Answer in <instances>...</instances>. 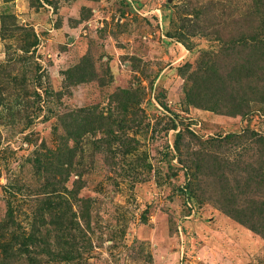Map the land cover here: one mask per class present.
Instances as JSON below:
<instances>
[{
	"label": "rangeland",
	"instance_id": "obj_1",
	"mask_svg": "<svg viewBox=\"0 0 264 264\" xmlns=\"http://www.w3.org/2000/svg\"><path fill=\"white\" fill-rule=\"evenodd\" d=\"M262 202L264 0H0V263L264 264Z\"/></svg>",
	"mask_w": 264,
	"mask_h": 264
},
{
	"label": "trees",
	"instance_id": "obj_2",
	"mask_svg": "<svg viewBox=\"0 0 264 264\" xmlns=\"http://www.w3.org/2000/svg\"><path fill=\"white\" fill-rule=\"evenodd\" d=\"M244 71L245 72H247V71L249 72V66L247 68H244ZM180 136H181V134H178L177 141L179 140ZM67 140H68V137H67ZM67 144L68 143H65L66 147H64V148H62V146H60L59 151L55 152L54 154H58V153H62L64 151H66L67 146H68ZM65 154H66V152L64 153V155ZM54 192H55V190H54ZM46 199H48V202H49L48 206H50V209H53L54 207H56L55 205H53L51 203L52 199H49V198H46ZM59 204H60V202L58 201V205ZM258 215L260 217H263L262 219H264V202L261 203V206H260V208L258 210ZM25 235L26 234L20 235L23 238L22 240L26 239V241H27L26 243H23V247H25L26 244L29 245V239H30L32 244H35L34 242H35L36 238H35L34 234H30L29 237H25ZM14 239L17 240V236H15ZM1 250L3 251L4 255H3V261H2L3 263H0V264H6L7 260L10 258V256H12L13 254H18V253L15 252V247L13 246V244L11 242H9V241H6L5 243H3L1 245ZM24 254H26V253L20 251V253L18 255H24ZM26 255H27V257H29V264H38V262H37V260H36L34 255H33V257H31L29 254H26Z\"/></svg>",
	"mask_w": 264,
	"mask_h": 264
}]
</instances>
